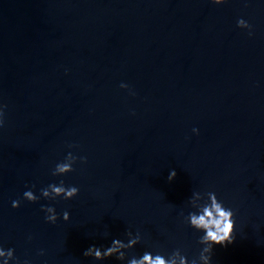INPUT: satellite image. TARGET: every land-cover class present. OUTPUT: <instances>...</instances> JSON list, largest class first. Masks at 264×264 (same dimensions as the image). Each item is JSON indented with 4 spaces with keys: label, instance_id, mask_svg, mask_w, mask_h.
<instances>
[{
    "label": "water",
    "instance_id": "water-1",
    "mask_svg": "<svg viewBox=\"0 0 264 264\" xmlns=\"http://www.w3.org/2000/svg\"><path fill=\"white\" fill-rule=\"evenodd\" d=\"M69 152L74 171L51 175ZM61 180L78 195L23 198L25 185L39 196ZM209 191L235 221L211 264H264V0H0L9 264H121L83 253L126 231L142 238L128 257L180 249L198 260L202 233L184 217L192 193Z\"/></svg>",
    "mask_w": 264,
    "mask_h": 264
},
{
    "label": "clouds",
    "instance_id": "clouds-1",
    "mask_svg": "<svg viewBox=\"0 0 264 264\" xmlns=\"http://www.w3.org/2000/svg\"><path fill=\"white\" fill-rule=\"evenodd\" d=\"M213 4L219 5L226 2V0H211ZM237 27L242 29H249L251 35V26L243 19L237 20ZM121 88H126L127 85L121 83ZM197 132V129H193ZM81 163L86 162L85 157L79 158ZM77 157L69 152L63 162L55 165L51 175L63 176L69 172L74 171L73 164L76 162ZM175 170L169 172L168 180L171 181L175 177ZM34 187V186H33ZM79 189L76 186L65 187L64 181L61 180L59 184H48L46 187L40 189V195L37 196L28 185L24 186L23 198L29 202L36 203L39 199L55 200L60 197L65 200L76 197ZM203 196L207 197L204 203H201ZM201 195L199 192H193L188 200V205L195 209V211L188 212L184 217L187 225L196 232L202 233L198 239V244L202 245L199 252L198 260L196 258L191 261L181 254L180 249L173 250L170 254L165 255L157 251L155 254L150 251H144L142 255H132L128 257L126 253L133 249L137 244L141 243V235L139 232L133 234L131 231H126V242L121 239H113L110 246L107 248L90 246L83 255L91 257L93 260L102 261L115 257L121 264H211L212 250L214 245L225 246L233 242V232L235 227L234 211L231 208L225 207L223 201L218 200L214 192H206ZM20 201L12 200V207L19 206ZM41 211L45 212V221L54 224L57 220L55 209L51 206H41ZM64 221H68L69 213L64 211L61 217ZM14 250L12 248L5 249L0 245V258L2 264H9V260H15ZM43 255V252L40 253ZM24 264H28L27 261Z\"/></svg>",
    "mask_w": 264,
    "mask_h": 264
}]
</instances>
